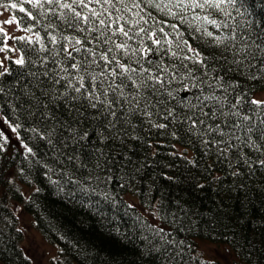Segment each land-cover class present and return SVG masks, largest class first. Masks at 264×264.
<instances>
[{
  "label": "snow or ice",
  "instance_id": "snow-or-ice-1",
  "mask_svg": "<svg viewBox=\"0 0 264 264\" xmlns=\"http://www.w3.org/2000/svg\"><path fill=\"white\" fill-rule=\"evenodd\" d=\"M24 4L31 5L35 14ZM239 5L240 0L0 3L6 9L19 8L32 21L23 29L30 36L13 38L38 43L36 51L42 55L37 60L44 68L40 73L29 70L27 65H35L36 61L26 60L23 55L12 61L20 66V75L35 78L39 95L26 86V99L17 104L14 99L19 97L11 96L12 88L0 85V121L15 133L26 158L37 153L20 136L21 129L52 147L53 136L59 130L60 143L67 148L69 139L76 146L82 141L91 142L90 127L98 138H122L117 126L133 127L132 121L139 119L157 129L179 126L225 158L235 156L233 176L241 174L240 166L253 172L264 169V27L258 24L259 30L253 36L250 23L244 28L233 16V11L241 15ZM245 6L264 12V0H245ZM14 21L15 16L3 23ZM37 27L44 35L33 31ZM0 34V52L16 51L5 42L9 37L3 27ZM6 59L10 58L0 59V77L10 75L4 67ZM19 83L17 79L15 84ZM5 104L15 119L4 115ZM154 116L164 122H156ZM97 127L102 129L100 133ZM104 132L109 135L104 136ZM171 135L175 138L176 132ZM0 139L4 141L0 151H4L9 137L3 130ZM67 159L72 161L78 156L69 155ZM258 191L264 195V189ZM143 227L152 239H141L147 242V252L155 254L154 259L163 256L167 264H218L215 259H201L202 254H194L192 244L183 239H168L170 233L163 227ZM154 240H159L158 246L153 245ZM145 254V250L139 251L141 258ZM24 259L36 264L31 255L25 254ZM225 260L226 264H234L228 257Z\"/></svg>",
  "mask_w": 264,
  "mask_h": 264
},
{
  "label": "trees",
  "instance_id": "trees-1",
  "mask_svg": "<svg viewBox=\"0 0 264 264\" xmlns=\"http://www.w3.org/2000/svg\"><path fill=\"white\" fill-rule=\"evenodd\" d=\"M10 2L19 0H0L2 4ZM23 7L36 12L31 5ZM239 7L241 15L233 11V16L244 28L250 23L254 36L258 24L264 27V12L246 7L245 0H240ZM8 8L19 21L16 23L20 32L15 37L30 36L23 29L32 21L19 8ZM33 31L44 35L40 27ZM14 41L19 55L36 61L27 68L42 72L44 68L37 60L42 54L36 51L39 44ZM9 58L10 75L0 77V85L11 87V96L19 97L14 103L19 104L26 99V86L36 91V80L20 75V66L12 62L16 58ZM17 79L19 84H15ZM40 79L47 84L43 76ZM4 115L15 119L7 104ZM153 119L164 122L159 116ZM20 122L23 123L22 116ZM132 124L133 127L118 125L122 138L112 140L92 135L90 127L87 130L91 142L82 141L76 146L69 139L67 148L60 143L59 130L53 136L52 147L21 129L20 136L37 153L27 158L22 145L9 138L5 150L0 151V264H31L24 259L25 234L14 202L33 216L49 242L59 244V258L54 264H167L163 256L154 259L155 254L147 252V242L141 237H152L143 227L145 224L163 227L170 233L168 239L192 244L194 254H199L195 240L199 237L228 244L238 256L236 264H264V244H260L264 240V195L258 191L264 189V169L253 172L240 166L241 174L233 176L235 156L225 158L183 128L170 125L168 129H157L139 119ZM96 131L100 133L102 129L97 127ZM172 131L176 132L175 138ZM69 155L78 159L69 161ZM81 188L86 191L78 190ZM151 209L157 212V223L146 213ZM159 243L153 241V245ZM140 250L146 251L143 258Z\"/></svg>",
  "mask_w": 264,
  "mask_h": 264
},
{
  "label": "rangeland",
  "instance_id": "rangeland-1",
  "mask_svg": "<svg viewBox=\"0 0 264 264\" xmlns=\"http://www.w3.org/2000/svg\"><path fill=\"white\" fill-rule=\"evenodd\" d=\"M11 17H13V14L9 8L6 9L4 7H0V27H3L6 30L9 37L5 42L9 45L10 49H16V51L8 50L6 52H0V59H4L5 56L14 58L19 56L13 37L19 34L20 29L18 28L16 21L10 25L3 23L4 20L10 19ZM2 46L3 43L0 42V47ZM7 64L8 60L6 59L4 60V67H7ZM0 129L4 131L5 135H7L11 141H15L20 144V141L16 139L15 133H12L11 129L4 124L3 121H0ZM1 140L2 139H0V143ZM24 187L26 191L29 190L25 185ZM126 195L128 196L129 194ZM14 208L16 214L18 215L20 225L24 231L23 234H25L24 247L26 253L35 258L36 264H54L59 258V244L51 241L49 242V240H47L45 236L40 233L41 231L38 230L36 223H34L35 220L33 216L27 212L21 204L14 202ZM146 213L150 216L153 222L157 223L158 215L155 209L147 210ZM153 213H155V215H153ZM195 240L197 241V246L199 247L198 253L202 254L201 256L203 258L209 260L220 259L226 263L225 257H228V259L233 260L234 264L239 262L237 254L229 247L228 244L199 237H196ZM229 253L232 255L229 256Z\"/></svg>",
  "mask_w": 264,
  "mask_h": 264
}]
</instances>
